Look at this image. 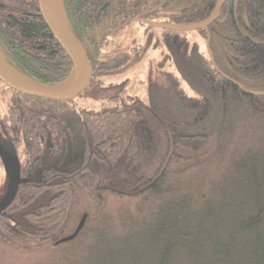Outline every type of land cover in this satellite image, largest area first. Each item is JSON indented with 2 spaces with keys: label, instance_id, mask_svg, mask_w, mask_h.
<instances>
[{
  "label": "trees",
  "instance_id": "obj_1",
  "mask_svg": "<svg viewBox=\"0 0 264 264\" xmlns=\"http://www.w3.org/2000/svg\"><path fill=\"white\" fill-rule=\"evenodd\" d=\"M62 2L92 68L77 99L106 103L86 111L73 101L20 94L30 125L37 109L40 117L57 114L56 165L72 163L19 186L0 215V264H264V0L230 1L211 25L195 31L151 27L157 32L150 43L162 48L175 73L159 67L149 72L145 103L122 98L124 83H106L127 69L125 57H101L117 34L107 30L133 13L192 24L211 13L215 0L210 6H161L147 15L140 6ZM0 6L5 60L47 86L66 80L70 60L36 0H0ZM63 117L74 126L68 137L60 135ZM25 140L26 152L34 154L37 147ZM170 148L161 176L139 191ZM83 214L78 234L57 243Z\"/></svg>",
  "mask_w": 264,
  "mask_h": 264
},
{
  "label": "flooded vegetation",
  "instance_id": "obj_2",
  "mask_svg": "<svg viewBox=\"0 0 264 264\" xmlns=\"http://www.w3.org/2000/svg\"><path fill=\"white\" fill-rule=\"evenodd\" d=\"M230 1H234V0H224L220 3L219 5L220 7H219L217 16L215 17L214 21L218 17V14L222 6H230L229 5ZM217 2L218 0H215L212 6L215 7ZM96 5L98 6H140L142 10L146 8L144 11L146 12V15H147V14H150V13L152 14L156 12L161 6H210V0L209 2L207 0H98ZM146 6H156V7L149 8ZM0 9H1V6H0ZM131 16L132 17H129V18H126L125 16L123 19H120L121 22H119L118 25H116L114 28L107 30V32L117 31V34H118L119 31L123 27H125L132 21H137L141 26H144L145 32L149 29H152L151 27L154 28L155 24H165L161 20L152 21L151 18L148 19L145 17L138 16L137 13L136 14L133 13L131 14ZM208 16L206 18H208ZM181 25H184V24H181ZM155 28H159V27H155ZM208 41H209V36L206 38V42ZM109 56H112V55H102L101 54V57L103 58V60H107L106 58ZM109 60L112 61V59H109ZM134 61H137L136 57ZM126 65L128 66L127 63ZM122 72L108 76L107 78H105V80L108 81L113 78H116ZM127 80L128 79H126V81H123L121 83L125 84ZM121 88L124 90V92L121 94L122 98L129 97L128 99H130V98L136 97L133 94L131 95V93L129 94L125 93L124 85H122ZM20 94L21 93H18L8 88L6 85L0 82V172H2V175H3L2 190L0 191V200L5 194V191L8 186L9 179H10L9 172L7 171V168L3 162L1 153L7 157V159L13 164V166L17 165L19 180H26L24 183H18L17 190L19 186L22 184L38 181V178L43 172H46L48 170L56 171L58 166L62 164L63 166H61V168L68 169L69 164L72 163V159H69V160L67 159L65 162L63 160V162L60 165H56V161L58 157H61L59 153L57 152L58 151L57 150V138H58L57 114L55 112H52L51 114L47 116L45 115L43 117H40L39 115L40 113L38 112L39 110L37 109L35 110L34 115L32 117L34 122L30 125L31 120H32L31 114L26 113V108L24 107V105L26 106V101L24 97ZM77 98L72 101L76 103ZM95 101H99V100H95ZM99 102H103L102 105L106 103L104 101H99ZM27 104L37 107L36 102L31 101V100H28ZM102 105H100L97 109H99ZM97 109H94V110L84 109V110L96 111ZM29 118H30V121L28 125H26V122ZM62 119H64V117ZM61 123H62L61 130H63V132L60 135H62L63 137H68L67 135H69L70 132L71 133L74 132L73 124H66L65 119ZM43 127L46 128V131H45L46 133L44 132L45 133L44 137H43V133L41 132V129H43ZM41 137L44 138L43 142L39 140ZM26 138H28L30 141L32 140L31 143H33L37 147L34 154L26 152L27 151V146H26L27 140H25ZM67 142L69 144V140H67ZM41 146L43 147V150ZM87 167L89 170H92L93 168L96 167V165H94L93 161H90ZM36 172L38 173L34 177V174ZM17 190H16V193H17ZM14 197L12 201L14 200ZM12 201L7 205L6 208L0 211V215H6V210L9 208Z\"/></svg>",
  "mask_w": 264,
  "mask_h": 264
},
{
  "label": "water",
  "instance_id": "obj_3",
  "mask_svg": "<svg viewBox=\"0 0 264 264\" xmlns=\"http://www.w3.org/2000/svg\"><path fill=\"white\" fill-rule=\"evenodd\" d=\"M222 1L224 0H218L216 6L208 18L200 22L188 25L155 24V27L184 32L195 31L207 27L217 16L220 7L219 5ZM36 4L39 14L47 28L51 32L57 44L70 60V74L67 79L60 84L55 86H47L15 69L5 60L2 53L0 52V82H2L8 88L28 96L58 102L72 101L89 86L92 74L91 64L87 58L84 48L77 41L69 27L62 0H36ZM211 58L212 56L210 54V59ZM171 153L172 148H170L168 156L164 160L156 176L149 183L144 185L139 191L150 187L156 182V180L161 176ZM1 155L7 171L9 172L10 179L5 194L0 200V211L6 208L7 205L12 201L16 193L18 183H24L26 181L19 180L17 165L13 166V164L7 159L5 155L2 153ZM37 173L38 172L34 174V177L37 175ZM116 191L121 192L120 190ZM85 219L86 215L83 214L73 233L61 238L59 241H57V243H63L72 240L81 230Z\"/></svg>",
  "mask_w": 264,
  "mask_h": 264
},
{
  "label": "rangeland",
  "instance_id": "obj_4",
  "mask_svg": "<svg viewBox=\"0 0 264 264\" xmlns=\"http://www.w3.org/2000/svg\"><path fill=\"white\" fill-rule=\"evenodd\" d=\"M156 32V29H149L145 32L144 26H141L137 21H132L119 31L112 43L101 49L102 55H112L116 58L125 57L128 64L127 69L106 83L121 84V82L128 79L124 84L125 93L135 95L144 103L147 101L145 80L149 72L156 73V69L159 67L164 71L175 73L170 61H163L162 48H153L150 43V39L154 38L153 34H156ZM189 38L193 42H198V37L195 33H191ZM139 54H141L139 60L134 61ZM182 86L188 94L192 95V92L185 84ZM75 104L81 109L94 110L102 105L103 102L77 99ZM2 182L3 175L0 172V191L2 190ZM4 250L5 248L0 246V260L3 259Z\"/></svg>",
  "mask_w": 264,
  "mask_h": 264
}]
</instances>
